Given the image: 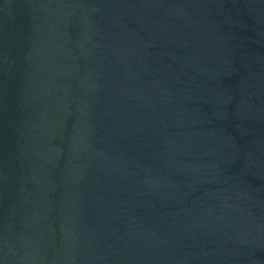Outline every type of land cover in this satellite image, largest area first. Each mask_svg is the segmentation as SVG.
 <instances>
[{
	"label": "water",
	"instance_id": "1",
	"mask_svg": "<svg viewBox=\"0 0 264 264\" xmlns=\"http://www.w3.org/2000/svg\"><path fill=\"white\" fill-rule=\"evenodd\" d=\"M0 264H264V0H0Z\"/></svg>",
	"mask_w": 264,
	"mask_h": 264
}]
</instances>
